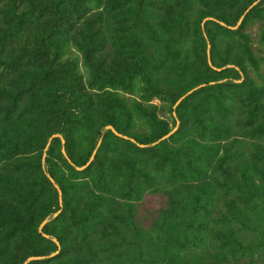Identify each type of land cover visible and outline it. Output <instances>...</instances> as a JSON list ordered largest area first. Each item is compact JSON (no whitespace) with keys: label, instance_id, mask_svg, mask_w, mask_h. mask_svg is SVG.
<instances>
[{"label":"trees","instance_id":"trees-1","mask_svg":"<svg viewBox=\"0 0 264 264\" xmlns=\"http://www.w3.org/2000/svg\"><path fill=\"white\" fill-rule=\"evenodd\" d=\"M29 257L264 264V0H0V264Z\"/></svg>","mask_w":264,"mask_h":264},{"label":"water","instance_id":"water-1","mask_svg":"<svg viewBox=\"0 0 264 264\" xmlns=\"http://www.w3.org/2000/svg\"><path fill=\"white\" fill-rule=\"evenodd\" d=\"M241 19H242V16L238 19V21H237L236 25L233 27V29H235V28L239 25ZM207 58H208V56H207ZM197 88H198V87H197ZM195 89H196V88H195ZM193 90H194V89H193ZM193 90L187 92L184 96L190 94ZM184 96H183V97H184ZM183 97H181L180 99H178V100L176 101L175 105H177V104L179 103V101H181V99H182ZM175 105L173 106V108L175 107ZM176 127H177V123H176L175 127L172 129V131H170L168 134H166V135H164L163 137H161L158 141H161V140H164L165 138H167L172 132L175 131ZM105 129H106V130H110L113 134L116 135V133L112 130V128H111L110 126H106ZM52 137H58V135H53ZM48 142H49V141H48ZM61 143H63V142L61 141ZM154 144H155V143H154ZM47 145H48V143H47ZM61 153L64 155V151H63V149H61ZM92 155H93V153H92ZM92 155L89 157V159H88V161L86 162V164H85L84 166L80 167V168H77V170H81V169H83L84 167H86V166L89 164V162L92 160ZM57 193H58V203H59V206H60V203H61V201H60V193H59V191H58ZM57 213H58V212L54 213L52 216H53V217L56 216ZM45 223H46V220H43V221L41 222V224H40L39 227H38V232H40L42 226H43ZM35 259H37V258L29 257V258H27V259L24 261L23 264H26L27 262H29V261H31V260H35Z\"/></svg>","mask_w":264,"mask_h":264},{"label":"rangeland","instance_id":"rangeland-1","mask_svg":"<svg viewBox=\"0 0 264 264\" xmlns=\"http://www.w3.org/2000/svg\"><path fill=\"white\" fill-rule=\"evenodd\" d=\"M254 32V30H252Z\"/></svg>","mask_w":264,"mask_h":264}]
</instances>
